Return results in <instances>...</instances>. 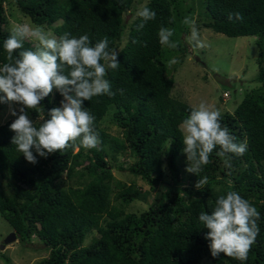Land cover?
Returning a JSON list of instances; mask_svg holds the SVG:
<instances>
[{
  "label": "trees",
  "instance_id": "obj_1",
  "mask_svg": "<svg viewBox=\"0 0 264 264\" xmlns=\"http://www.w3.org/2000/svg\"><path fill=\"white\" fill-rule=\"evenodd\" d=\"M4 4L57 37L87 34L94 44L107 36L120 67L109 70L106 79L113 91L124 90L84 102L96 118L98 148L70 146L46 158L37 156L31 164L11 143L12 121L0 125V216L20 243L37 240L42 245L47 256L36 264H264V0H200L196 25L229 38L254 37L258 52L250 86L240 85L235 92L240 102L221 115L237 142H247V151L225 158L215 149L198 176L186 171L178 127L193 107L173 90L174 74L189 56L180 39L189 32L180 26L185 18L181 1L0 0V64L10 34ZM141 5L154 10L156 18L137 31ZM237 12L243 20L229 21V13ZM161 26H172L177 48L159 43ZM24 47L34 45L26 40ZM62 99L54 89L42 101L46 118ZM25 111L30 119L38 118L34 110ZM109 115L119 135L103 126ZM125 171L127 180L115 179V173ZM205 176L208 183L198 190L195 185ZM229 190L261 214L259 235L245 261L223 254L214 258L205 239L208 230L198 220ZM134 202H145L147 208L135 213L129 209Z\"/></svg>",
  "mask_w": 264,
  "mask_h": 264
},
{
  "label": "clouds",
  "instance_id": "obj_2",
  "mask_svg": "<svg viewBox=\"0 0 264 264\" xmlns=\"http://www.w3.org/2000/svg\"><path fill=\"white\" fill-rule=\"evenodd\" d=\"M136 16L142 20L137 26L139 31L156 18V12L141 5ZM228 20L242 21L243 16L238 12L229 13ZM182 23L190 29L187 42L204 47L195 19L186 16ZM173 35V29L161 26L159 43L170 49L177 48L178 42L171 39ZM26 40L34 42V48L26 49ZM3 49L6 56L0 64V103L22 105L19 115L17 110L10 109V115L17 118L9 127L15 134L11 143L26 161L36 164L37 156L46 158L47 154L70 146L98 148L101 141L94 128L96 118L84 102L102 95L124 94L123 89L113 91L106 79L109 70L120 67L117 49L109 46L108 37L93 44L87 34L77 37L64 32L57 37L44 25L14 22ZM54 89L63 99L59 107L47 112L46 118L42 101ZM26 109L37 113L36 122L29 118ZM178 127L188 162L186 171L197 176L210 163L209 157L215 149L219 148L217 156L226 158L229 153L242 156L248 148L247 142H237L222 125L220 110L206 102L193 107ZM207 183L206 176L200 177L195 187L200 190ZM260 216L258 209L239 192L229 190L219 195L211 213L202 211L198 216L203 229L208 230L205 239L210 241L211 255L247 260L260 232Z\"/></svg>",
  "mask_w": 264,
  "mask_h": 264
},
{
  "label": "rangeland",
  "instance_id": "obj_3",
  "mask_svg": "<svg viewBox=\"0 0 264 264\" xmlns=\"http://www.w3.org/2000/svg\"><path fill=\"white\" fill-rule=\"evenodd\" d=\"M179 1L183 4L180 10L181 14H183L182 16H191L197 21L196 17L200 11V0ZM4 9L7 15L6 28L8 31H11L14 22H30L13 5L4 4ZM180 26H182L181 29L186 27L182 22ZM197 27L204 47H195L187 42L186 37L190 35V29L187 34L180 36V39L188 47L189 56L183 60L178 71L174 74V94L179 100L185 101L191 107H196L199 103L206 102L219 109L221 115H224L227 112H232L236 104L240 102V96L235 93L241 88L240 85L248 84L250 86L249 83L256 74L255 63L258 50L255 38H229L222 34H215L213 31L201 27V25H197ZM169 28L173 29L172 26ZM29 42L34 45V42ZM238 92L241 93L243 91ZM19 108L12 102L1 103L0 125L7 121L13 122L17 117L10 115V109L17 110V115H19ZM111 117L109 115L106 118L103 126L111 135H119L120 130L111 120ZM37 120L38 118L33 121L36 122ZM168 149L169 143L164 146L163 152L166 153ZM115 177L116 180L122 181L127 180L130 175L126 171L124 173L117 172ZM152 198L153 195H150L147 202L150 203ZM146 208L147 203L145 202H134L129 207L135 213L144 211ZM11 232L12 229L0 216V245ZM36 242L33 240L26 243H20L19 240L14 241L6 246L4 251L0 252V264L38 263L47 256V252L42 250V245Z\"/></svg>",
  "mask_w": 264,
  "mask_h": 264
},
{
  "label": "water",
  "instance_id": "obj_4",
  "mask_svg": "<svg viewBox=\"0 0 264 264\" xmlns=\"http://www.w3.org/2000/svg\"><path fill=\"white\" fill-rule=\"evenodd\" d=\"M17 235L14 231H12L3 241V243L0 245V252L4 251L6 246L12 244L14 241H16Z\"/></svg>",
  "mask_w": 264,
  "mask_h": 264
}]
</instances>
